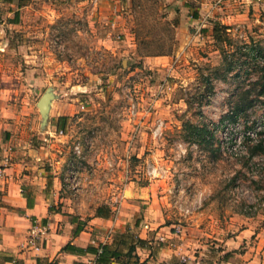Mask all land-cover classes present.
I'll return each instance as SVG.
<instances>
[{
    "label": "rangeland",
    "instance_id": "1",
    "mask_svg": "<svg viewBox=\"0 0 264 264\" xmlns=\"http://www.w3.org/2000/svg\"><path fill=\"white\" fill-rule=\"evenodd\" d=\"M101 1L0 0V171L18 148L43 154L83 219L148 192L196 252L251 220L264 233V0Z\"/></svg>",
    "mask_w": 264,
    "mask_h": 264
},
{
    "label": "crops",
    "instance_id": "2",
    "mask_svg": "<svg viewBox=\"0 0 264 264\" xmlns=\"http://www.w3.org/2000/svg\"><path fill=\"white\" fill-rule=\"evenodd\" d=\"M186 7L178 15V29L185 30L189 24L185 10L192 5ZM188 12V19H199L198 13ZM53 111L54 102L50 118ZM10 141L9 134L2 139L5 164ZM15 145L22 146L23 141ZM43 158L40 153L31 158L18 148L11 154V167L0 171V264H181L183 257L184 264H264V233L252 220L234 238L222 241L224 245L196 252L195 241L162 222L158 207L149 205L145 199L149 193L143 190L131 191L132 198L120 205L113 200L99 206L89 219L71 215L60 206L57 178L56 186H51L52 175L39 168ZM34 223L47 228L39 251L28 244ZM104 245L108 250L100 258Z\"/></svg>",
    "mask_w": 264,
    "mask_h": 264
},
{
    "label": "built area",
    "instance_id": "3",
    "mask_svg": "<svg viewBox=\"0 0 264 264\" xmlns=\"http://www.w3.org/2000/svg\"><path fill=\"white\" fill-rule=\"evenodd\" d=\"M61 133H63L61 131ZM77 149L79 150V146L77 147ZM0 174H2L0 172ZM146 228H148V226H146ZM181 231H178V233H176L177 235H179ZM46 234H47V228L40 225L39 223H34L31 227V229L29 230V236H28V244L29 246L35 250V251H39L43 248L44 242L46 240ZM186 262V258L183 257L181 259V264H184ZM163 264H173V263H163Z\"/></svg>",
    "mask_w": 264,
    "mask_h": 264
},
{
    "label": "water",
    "instance_id": "4",
    "mask_svg": "<svg viewBox=\"0 0 264 264\" xmlns=\"http://www.w3.org/2000/svg\"><path fill=\"white\" fill-rule=\"evenodd\" d=\"M57 96L52 88L46 90L37 103V107L42 117V128H45L50 121V110ZM128 193V192H127Z\"/></svg>",
    "mask_w": 264,
    "mask_h": 264
},
{
    "label": "trees",
    "instance_id": "5",
    "mask_svg": "<svg viewBox=\"0 0 264 264\" xmlns=\"http://www.w3.org/2000/svg\"><path fill=\"white\" fill-rule=\"evenodd\" d=\"M3 1L12 4L15 0H3ZM18 1H19L18 7H21V6H25L28 0H18ZM16 18H19V12L18 11L16 12ZM221 28L225 32L229 29L227 26L220 25L219 23H216L215 27H214V30H213V32H214L213 36L215 37V39L217 41H221V39H219V35L217 34L218 30L221 29ZM252 50H254V49H252ZM260 94H264V90L260 91ZM247 106L248 105H245L244 107H247ZM65 121H66V117H61L60 118V120L58 122V125H57L59 130L65 128ZM99 213L101 214V210L100 209L98 210V214ZM80 230H82V229H80ZM67 247H69V245L66 246V249H67ZM107 250H108V248H107L106 245L102 246V250L100 252V258H102V257H104V255H106Z\"/></svg>",
    "mask_w": 264,
    "mask_h": 264
}]
</instances>
